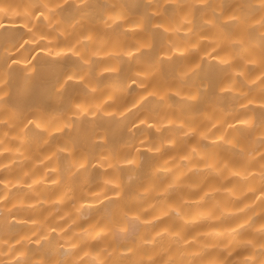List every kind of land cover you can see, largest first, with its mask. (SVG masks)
Returning <instances> with one entry per match:
<instances>
[{
    "label": "bare ground",
    "instance_id": "obj_1",
    "mask_svg": "<svg viewBox=\"0 0 264 264\" xmlns=\"http://www.w3.org/2000/svg\"><path fill=\"white\" fill-rule=\"evenodd\" d=\"M0 264H264V0H0Z\"/></svg>",
    "mask_w": 264,
    "mask_h": 264
}]
</instances>
